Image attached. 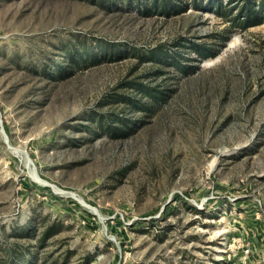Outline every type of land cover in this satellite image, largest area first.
<instances>
[{
	"label": "rangeland",
	"instance_id": "374dc122",
	"mask_svg": "<svg viewBox=\"0 0 264 264\" xmlns=\"http://www.w3.org/2000/svg\"><path fill=\"white\" fill-rule=\"evenodd\" d=\"M152 1L0 0V264H264V24L198 62L179 39L228 24ZM158 47L188 72L141 58Z\"/></svg>",
	"mask_w": 264,
	"mask_h": 264
},
{
	"label": "trees",
	"instance_id": "16d2710c",
	"mask_svg": "<svg viewBox=\"0 0 264 264\" xmlns=\"http://www.w3.org/2000/svg\"><path fill=\"white\" fill-rule=\"evenodd\" d=\"M141 10L145 12V14L155 13L166 18L186 14L189 10H194L197 12L212 13L225 21L228 25L221 33L208 36L211 41L196 42L183 38L179 39L178 45L182 46L186 52L190 49V51L197 56L198 62L216 58L231 41L235 33L247 32L252 28L264 24V0H153L150 7L145 5ZM182 41L185 42L182 43ZM121 48V46L114 45L113 47L110 46V48H107V50H110L112 52L111 56H114ZM126 51L140 58V52L136 49L132 48ZM186 52L182 55H177L172 51H164L161 47H158L150 50L147 54H142L141 56L143 57L141 58L161 64L162 66H168L179 73H187L190 66L185 62L190 60L186 59ZM86 54L90 53L86 51ZM98 58V55L92 57L94 60H98ZM132 86L143 96V99L146 98L150 103H158L166 97L165 92L160 91L158 87L150 84L137 83ZM116 100H120L121 103L135 110H149L147 104L143 105L142 101L131 97L117 96ZM112 116V113L110 117L98 115L94 118V122L97 123L100 129L108 131L111 134H122L124 132L123 128L131 126L127 121H124V119H120L119 117L112 119ZM116 122H118L120 126L115 127ZM61 231L62 224L60 222L45 224L42 228L40 242L45 244Z\"/></svg>",
	"mask_w": 264,
	"mask_h": 264
},
{
	"label": "bare ground",
	"instance_id": "6f19581e",
	"mask_svg": "<svg viewBox=\"0 0 264 264\" xmlns=\"http://www.w3.org/2000/svg\"><path fill=\"white\" fill-rule=\"evenodd\" d=\"M81 202H82V201H81ZM81 202H80V203H81ZM82 204L84 205V203H83V202H82Z\"/></svg>",
	"mask_w": 264,
	"mask_h": 264
},
{
	"label": "water",
	"instance_id": "95a60500",
	"mask_svg": "<svg viewBox=\"0 0 264 264\" xmlns=\"http://www.w3.org/2000/svg\"><path fill=\"white\" fill-rule=\"evenodd\" d=\"M95 211V210H94Z\"/></svg>",
	"mask_w": 264,
	"mask_h": 264
}]
</instances>
